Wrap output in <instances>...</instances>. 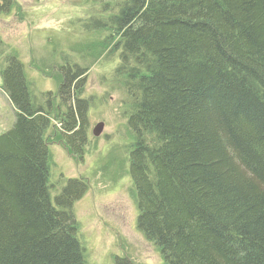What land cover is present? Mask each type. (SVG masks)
<instances>
[{
  "label": "trees",
  "instance_id": "16d2710c",
  "mask_svg": "<svg viewBox=\"0 0 264 264\" xmlns=\"http://www.w3.org/2000/svg\"><path fill=\"white\" fill-rule=\"evenodd\" d=\"M83 1L98 5L82 30L105 33L117 59L137 228L165 264H264V0ZM1 64L14 118L0 132V264H88L73 211L86 184L51 181L53 96L16 55ZM87 69L67 54L59 66L61 133L78 155Z\"/></svg>",
  "mask_w": 264,
  "mask_h": 264
},
{
  "label": "rangeland",
  "instance_id": "374dc122",
  "mask_svg": "<svg viewBox=\"0 0 264 264\" xmlns=\"http://www.w3.org/2000/svg\"><path fill=\"white\" fill-rule=\"evenodd\" d=\"M94 3L13 0L9 10L0 13V69L5 56L16 55L35 93L53 96L50 125L44 133L51 181L57 187L69 178L86 184L73 211L88 264H165L158 247L136 224L137 200L128 160L131 136L123 116L125 96L113 90L108 80L117 59L108 57V49L101 47L105 33L84 32L79 24L96 11L98 3ZM66 54L88 68L81 95L91 97L92 104L80 155L65 143L58 112L59 66ZM6 98L0 90V132L14 118ZM98 123L103 127L96 136L93 129Z\"/></svg>",
  "mask_w": 264,
  "mask_h": 264
},
{
  "label": "water",
  "instance_id": "95a60500",
  "mask_svg": "<svg viewBox=\"0 0 264 264\" xmlns=\"http://www.w3.org/2000/svg\"><path fill=\"white\" fill-rule=\"evenodd\" d=\"M102 127H103V124L102 123H98L95 128L93 129V134L94 135H99L102 131Z\"/></svg>",
  "mask_w": 264,
  "mask_h": 264
}]
</instances>
